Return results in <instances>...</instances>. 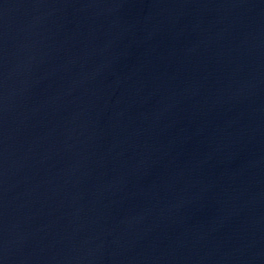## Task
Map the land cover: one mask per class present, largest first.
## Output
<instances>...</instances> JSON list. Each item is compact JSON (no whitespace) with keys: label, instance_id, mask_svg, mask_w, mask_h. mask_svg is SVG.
<instances>
[{"label":"water","instance_id":"1","mask_svg":"<svg viewBox=\"0 0 264 264\" xmlns=\"http://www.w3.org/2000/svg\"><path fill=\"white\" fill-rule=\"evenodd\" d=\"M259 241L264 0H0V264Z\"/></svg>","mask_w":264,"mask_h":264}]
</instances>
